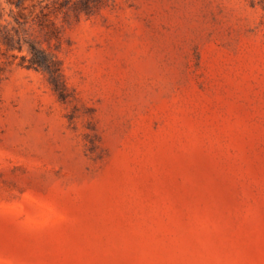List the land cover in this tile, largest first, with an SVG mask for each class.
I'll list each match as a JSON object with an SVG mask.
<instances>
[{"label":"rangeland","instance_id":"374dc122","mask_svg":"<svg viewBox=\"0 0 264 264\" xmlns=\"http://www.w3.org/2000/svg\"><path fill=\"white\" fill-rule=\"evenodd\" d=\"M0 264H264V0H0Z\"/></svg>","mask_w":264,"mask_h":264},{"label":"trees","instance_id":"16d2710c","mask_svg":"<svg viewBox=\"0 0 264 264\" xmlns=\"http://www.w3.org/2000/svg\"><path fill=\"white\" fill-rule=\"evenodd\" d=\"M29 50L32 55L30 59L31 64L46 71L49 74L54 89L58 93L63 94L64 83L62 82L60 62L54 56L38 47L34 42L29 44Z\"/></svg>","mask_w":264,"mask_h":264}]
</instances>
